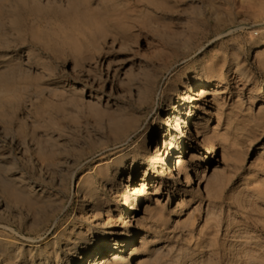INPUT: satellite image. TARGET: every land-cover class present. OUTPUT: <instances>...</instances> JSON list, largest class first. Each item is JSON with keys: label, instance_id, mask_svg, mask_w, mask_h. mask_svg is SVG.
<instances>
[{"label": "rangeland", "instance_id": "rangeland-1", "mask_svg": "<svg viewBox=\"0 0 264 264\" xmlns=\"http://www.w3.org/2000/svg\"><path fill=\"white\" fill-rule=\"evenodd\" d=\"M133 233L114 264H264V0H0V264Z\"/></svg>", "mask_w": 264, "mask_h": 264}, {"label": "bare ground", "instance_id": "bare-ground-1", "mask_svg": "<svg viewBox=\"0 0 264 264\" xmlns=\"http://www.w3.org/2000/svg\"><path fill=\"white\" fill-rule=\"evenodd\" d=\"M211 83H212V80L210 78L203 79V80L199 81V83H198L199 93H200V91L201 92H208L207 86ZM79 92L81 94H84V93H88V90L86 88L82 87L79 89ZM183 92L187 93L186 91H183ZM180 98L188 100L189 96L188 95H182V96H180ZM175 101L181 102V100H178V99H176ZM174 107H176V105ZM186 112L188 113L189 111H184V113H186ZM197 124H198V121L193 117L192 119H189L188 121H186V123L184 125H181L180 129H181V132L183 135L181 136L182 139L180 141L181 142L180 147H177V149L189 146L190 139L198 136V132H196ZM158 132H159L158 127H155L147 135L146 144H147V147L149 149H151L154 146V142L156 140V135L158 134ZM216 152H217L216 149L212 147V148L208 149L205 156L207 158L213 157ZM100 164L101 163H98V165H100ZM167 164L170 165V167H172L171 170H172L173 175H176L177 170L180 168L179 167L180 166V157L178 155H176V157L174 159V166H172V163H170V162H167ZM178 171H180V170H178ZM130 178H132L131 175L127 179H130ZM197 178H198V173H197V176L194 178V181H193L194 184H197L199 182V181H197ZM86 194H87V191L83 188H79L77 191V195L80 197H82V196L86 197ZM84 199H81V200H84ZM132 215H134V213ZM136 237H137L136 233H133L129 237H123L121 240V241H124L121 243L122 245L120 244L119 239L117 241V244L115 243V244L110 245V244L99 243L95 248L93 247V248H88V249L84 250L80 254V256L74 260L73 264H88V263L89 264H103L104 263L103 259H104L105 255L107 254V252L109 250H112V249L118 250V251H114L112 253L111 260H113L114 262H111V264H114L115 261H118L121 259L122 256L120 255V253L128 251V250H126V247L132 246V244H133L132 242ZM118 242L120 245H118ZM91 252H93V258L91 259V261H89L88 256L90 255ZM131 263H132V257L130 255V257H128V259H126L125 264H131Z\"/></svg>", "mask_w": 264, "mask_h": 264}]
</instances>
